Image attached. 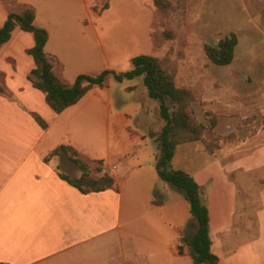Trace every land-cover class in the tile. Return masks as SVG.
<instances>
[{"label": "crops", "instance_id": "obj_1", "mask_svg": "<svg viewBox=\"0 0 264 264\" xmlns=\"http://www.w3.org/2000/svg\"><path fill=\"white\" fill-rule=\"evenodd\" d=\"M18 2L36 9V26L48 32L45 50L63 64L70 83L83 74L131 71L134 58L151 55L145 50L153 24L135 35L121 28L113 39L98 21L104 12H94L91 0ZM8 16L0 0V29ZM34 45V36L18 27L0 49V72L11 94H0V264H193L179 249L192 218L190 204L159 177L152 134L165 123L144 78L127 80L133 106L109 76L103 87L56 114L29 80ZM60 146L102 160L119 191L85 195L64 181L59 173L71 170L69 164L60 156L45 162ZM252 154L231 160L218 151L209 154L202 142L175 152L174 169L193 176L206 195L219 264H264V164L250 166ZM253 185L261 198L255 231L247 191ZM155 199L164 204L154 205Z\"/></svg>", "mask_w": 264, "mask_h": 264}, {"label": "rangeland", "instance_id": "obj_2", "mask_svg": "<svg viewBox=\"0 0 264 264\" xmlns=\"http://www.w3.org/2000/svg\"><path fill=\"white\" fill-rule=\"evenodd\" d=\"M91 1L97 13L109 3L98 21L113 39L121 28L133 29L135 35L153 24L151 37L156 33L158 41L146 39L145 52L164 60L178 86L193 91V116L207 129L206 142L231 160L253 153L250 166L264 164V151L259 149L264 147V0H164L167 4L160 9L155 0ZM232 33L239 40L233 63L213 64L206 47L217 46ZM129 85L127 80L117 83L133 106L125 91ZM60 157L71 168L64 174H81L68 155ZM256 190L260 194L254 185L247 190L253 196L254 231L261 205Z\"/></svg>", "mask_w": 264, "mask_h": 264}, {"label": "trees", "instance_id": "obj_3", "mask_svg": "<svg viewBox=\"0 0 264 264\" xmlns=\"http://www.w3.org/2000/svg\"><path fill=\"white\" fill-rule=\"evenodd\" d=\"M3 1L8 5L9 16L0 29V49L11 40L13 32L18 27L34 36L35 45L28 54L33 57L35 68L29 80L36 89L45 94L47 104L56 114H62L78 104L95 87H103L109 76H113L120 83L124 80L144 78L148 96L158 104L159 116L165 123L160 133L152 134L159 150L157 155L159 177L163 183L183 194L190 204L192 218L187 228L181 232L180 253L190 256L193 264H219V257L212 252L210 211L206 195L193 176L174 169L172 164L177 147L186 143L202 142L209 154L216 151L205 140L207 129L193 116L192 103L195 100L193 91L179 87L175 75L167 69L164 60L152 55L134 58L131 71L117 73L107 70L95 76L83 74L79 75L74 83H70L64 78L63 64L45 50L48 32L36 26V9L32 5L21 4L18 0ZM166 4L164 0H155L158 9ZM109 8V3H106L100 12ZM153 38L156 44L158 41L156 33ZM238 44L237 35L232 33L222 39L217 46H207V57L217 66H229L235 59ZM0 94L11 97L6 87L5 75L1 72ZM33 116L43 129H47V123L39 115ZM61 155H68L69 160L79 167L81 174L73 178L60 172V177L82 194L119 191L115 180L105 171L102 160H92L73 147L60 146L46 157L45 162L48 163L53 157ZM153 204L160 206L164 204V200L155 199Z\"/></svg>", "mask_w": 264, "mask_h": 264}, {"label": "built area", "instance_id": "obj_4", "mask_svg": "<svg viewBox=\"0 0 264 264\" xmlns=\"http://www.w3.org/2000/svg\"><path fill=\"white\" fill-rule=\"evenodd\" d=\"M117 169V167H113V170H116Z\"/></svg>", "mask_w": 264, "mask_h": 264}]
</instances>
